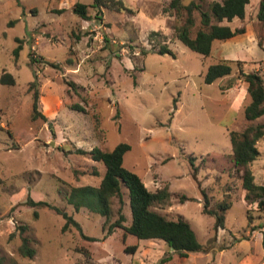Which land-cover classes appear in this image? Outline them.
Here are the masks:
<instances>
[{"label": "rangeland", "instance_id": "obj_1", "mask_svg": "<svg viewBox=\"0 0 264 264\" xmlns=\"http://www.w3.org/2000/svg\"><path fill=\"white\" fill-rule=\"evenodd\" d=\"M122 1L128 11H97L92 0H0V74L5 70L15 78L14 85L0 84V264H264V209L244 202L229 158L230 130L264 124V114L245 118L251 97L239 77L240 69L264 77V21L257 17V0H250L243 19L221 22L243 26L244 33L214 40L207 56L175 37L173 27L183 24L185 13H162L170 0ZM212 1L202 0V9ZM77 2L88 6V18L73 12ZM193 18L191 36L201 27L199 11ZM153 30L166 36L173 55L156 52V40H149ZM30 53L38 61L31 63ZM220 60L230 61L231 74L205 83L208 66ZM33 80L38 111L46 119L32 117ZM230 81L233 86L223 89ZM120 142L130 145L123 165L148 189L168 185L170 202L153 208L169 219L187 220L201 251L180 256L161 239L124 236L120 228L103 239L118 216L117 198L106 223L64 199L71 186L98 185L105 172L102 162L77 149L111 150ZM256 146L259 156L250 168L255 182L264 185V137ZM202 189L211 207L225 198L231 202L223 228L202 212ZM122 191L123 224L129 225L126 187ZM32 200L65 210L95 240L84 239L73 225L62 231L63 216ZM23 235L34 241L33 258L19 253ZM131 245L136 251L126 252Z\"/></svg>", "mask_w": 264, "mask_h": 264}, {"label": "trees", "instance_id": "obj_2", "mask_svg": "<svg viewBox=\"0 0 264 264\" xmlns=\"http://www.w3.org/2000/svg\"><path fill=\"white\" fill-rule=\"evenodd\" d=\"M18 3L19 0H17ZM250 0H214L208 3L206 10L202 9V0H192L189 3H183V0H170L167 6L162 8V13H172L177 17L181 13H185L183 24L173 27L175 37L186 47L207 56L211 53L212 43L214 40H227L238 34L244 33L243 26L231 28L227 24L221 22L231 21L233 18L243 19L245 17V6ZM92 7L97 11L105 7L115 11L129 10L122 0H92ZM87 5L77 2L73 6V12L82 18H88ZM197 10L200 14L201 27L191 36L190 27L193 25V11ZM259 20L264 21V0L259 1L257 11ZM214 21V22H213ZM13 21H10L12 24ZM149 40H156L157 51L160 54H170L173 52L167 45L166 36L159 30H153L149 33ZM18 45L13 50L14 60L17 61L19 51L21 49V39L17 38ZM145 53V52H143ZM30 62L38 61L34 59L32 53L29 54ZM57 65V64H52ZM232 72L230 61L220 60L217 63L208 66L204 74V82L212 83L218 78L228 76ZM240 78L247 83V91L251 97V101L244 108V116L247 120H254L264 114V77L258 72H243L240 69ZM0 84L14 85V76L3 70L0 74ZM233 86V82H228L223 89ZM29 90L32 91V117L42 115L38 111L39 91L35 80L29 83ZM77 109L83 110L80 106ZM44 119L46 117L42 115ZM264 137V124L248 125L243 130H230L229 139L232 152L229 155L230 161L237 170L238 177L241 180V187L245 194L244 202L255 205L259 210L264 209V185L255 182L254 174L250 168V164L259 156V150L256 146L258 140ZM130 149V145L126 142L118 143L111 150H104L99 147H93L89 150L77 149V153L87 155L92 160L102 162L105 172L98 185H77L71 186L64 191L63 197L78 211L80 208H86L91 212L98 213L105 218V223L112 216V201L117 198L119 207L117 209V218L107 227L103 239L112 234L115 228L123 230L124 236L131 234L138 239H161L171 251L176 252L180 256H187L188 253L198 252L203 249L202 244L192 229L190 223L183 217L178 219H169L165 215L156 211L153 207L166 205L170 202L171 192L168 185H164L157 190L151 191L143 183L141 177L134 171L123 165L124 154ZM190 164L196 172L193 158H189ZM122 186L127 189L128 203L131 210V222L129 225L123 224L125 215L122 212L124 205ZM202 212L215 217L214 227L223 228L225 222V212L231 207V202L226 198L216 202L211 207L209 197L204 189ZM185 197V196H183ZM31 205H45L52 208L56 213L61 214L65 219L62 231H66L70 225L76 226L84 239L95 240L94 237L85 235L80 224L65 210L51 205L46 201L32 200ZM34 211V216L37 217ZM260 224L259 227H263ZM25 226H21L24 231ZM20 231V233H22ZM33 240L29 236L21 237V244L18 247L19 253L28 258H33L36 249L33 246ZM264 250V235L262 239ZM136 245L125 246L126 252L134 253ZM77 251L89 254L85 248H78ZM170 256L163 257L160 262H165Z\"/></svg>", "mask_w": 264, "mask_h": 264}, {"label": "crops", "instance_id": "obj_3", "mask_svg": "<svg viewBox=\"0 0 264 264\" xmlns=\"http://www.w3.org/2000/svg\"><path fill=\"white\" fill-rule=\"evenodd\" d=\"M259 1L260 0H257V2H256L257 3V5H255L256 8H258V6H259ZM247 7H248V4L245 6V14H247ZM237 27H239V26H237Z\"/></svg>", "mask_w": 264, "mask_h": 264}]
</instances>
